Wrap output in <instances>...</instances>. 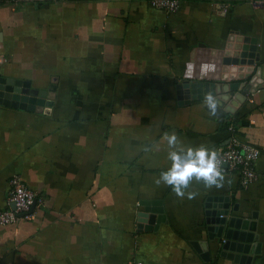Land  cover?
Returning a JSON list of instances; mask_svg holds the SVG:
<instances>
[{"label":"crops","instance_id":"crops-1","mask_svg":"<svg viewBox=\"0 0 264 264\" xmlns=\"http://www.w3.org/2000/svg\"><path fill=\"white\" fill-rule=\"evenodd\" d=\"M229 2L227 16L215 9ZM258 40L263 81L235 115L211 116L178 94L191 53L222 49L231 34ZM0 78L46 90L49 114L0 105V210L19 175L42 200L30 220L0 226V264H236L208 241L206 202L228 197L232 216L254 220L264 264V7L245 0H185L176 13L150 2L70 0L0 6ZM235 134L260 151L248 188L226 173L222 188L193 182L180 198L155 179L170 167L164 134L218 150ZM158 144L159 150L153 146ZM148 149V150H146ZM226 202V201H225ZM165 223L140 232L138 214ZM255 215V219H254Z\"/></svg>","mask_w":264,"mask_h":264},{"label":"water","instance_id":"water-1","mask_svg":"<svg viewBox=\"0 0 264 264\" xmlns=\"http://www.w3.org/2000/svg\"><path fill=\"white\" fill-rule=\"evenodd\" d=\"M259 61L258 40L239 33L231 34L222 49L200 46L191 53L183 81L177 86L178 94L188 102H197L211 91L220 100L219 108L235 115L247 95L255 93L263 82L261 68H256ZM56 83L53 79L48 89L36 90L28 83L0 78V105L49 114L55 101ZM228 202V197L207 199L208 241L196 245V249L199 252L203 249L202 257L208 261L209 243L216 242L221 258L250 264L261 250L257 224L232 216ZM165 222L161 208L145 209L138 214L137 227L140 232H152Z\"/></svg>","mask_w":264,"mask_h":264},{"label":"built area","instance_id":"built-area-1","mask_svg":"<svg viewBox=\"0 0 264 264\" xmlns=\"http://www.w3.org/2000/svg\"><path fill=\"white\" fill-rule=\"evenodd\" d=\"M70 0H0V6L17 5V4H63ZM146 1V0H132ZM151 6L164 11L166 13H176L180 5L185 0H147ZM253 8L264 7V0H245ZM215 9L221 16H227L232 5L229 2H216ZM229 142L225 147L219 148L217 151L223 162V169L226 173H238L241 177V185L248 188L257 180L255 165L259 159L260 151L253 146L242 142L235 134V127L229 125ZM41 199L36 193L30 190L19 175H14L10 181V193L8 203L15 205V209L11 207L0 210V226H8L18 224L22 220H30L33 208L37 203H41ZM131 264H142L133 261Z\"/></svg>","mask_w":264,"mask_h":264},{"label":"clouds","instance_id":"clouds-1","mask_svg":"<svg viewBox=\"0 0 264 264\" xmlns=\"http://www.w3.org/2000/svg\"><path fill=\"white\" fill-rule=\"evenodd\" d=\"M208 68L207 65L204 66ZM204 103L211 116H217L220 100L213 92L204 97ZM162 141H166L167 157L171 164L167 170L155 179L156 185L171 187L176 196L188 199L195 198L196 193L188 191L191 184L202 182L206 188H222L226 179L223 162L215 148L201 144L197 147L185 146L176 132L165 133ZM159 150V145L153 146ZM148 150V149H146Z\"/></svg>","mask_w":264,"mask_h":264}]
</instances>
